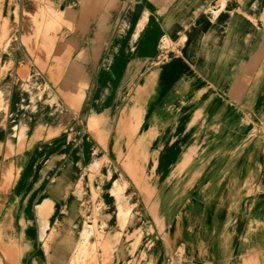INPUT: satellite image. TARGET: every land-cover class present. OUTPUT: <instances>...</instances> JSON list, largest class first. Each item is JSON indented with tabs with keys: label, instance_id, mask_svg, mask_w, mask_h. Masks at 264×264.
<instances>
[{
	"label": "rangeland",
	"instance_id": "374dc122",
	"mask_svg": "<svg viewBox=\"0 0 264 264\" xmlns=\"http://www.w3.org/2000/svg\"><path fill=\"white\" fill-rule=\"evenodd\" d=\"M190 5L203 6L199 0H95L86 8L84 0H0V191L9 185L4 190L0 237L1 242L6 241V229L17 238L21 264H48V259L56 264L69 253L67 260L86 216L97 222L99 233L108 230L107 221L98 217L107 213L102 194L107 166L118 165L130 179L124 166L132 153L136 179L166 171L168 163L155 150L160 134L145 136L140 129L123 126L122 116L134 106L148 117L162 100H177L172 91L186 94L179 81L191 77L207 88L209 110L212 100H218L221 118L228 111L246 112L250 124L244 141L250 145L233 165L230 177H221L233 180L236 190L241 187V195L232 203V197L226 201V192L222 193L215 204L218 215L225 212L229 218L230 230L221 237L228 242L223 245L228 254H221V260L216 254L211 256L214 260L197 261L196 249L204 233L199 231L193 247L183 252V262L264 264V108L227 107L242 99L244 84L249 82L244 74L254 78L264 52L261 4L254 14L251 8L245 13L238 10V0H213L193 20L188 14ZM211 9L218 15L206 16ZM144 11L151 20L131 43L132 31ZM237 19L241 23L235 27ZM126 21L131 28L124 35ZM83 22L89 25L86 35L79 30ZM60 48L63 68L55 83L50 72ZM131 66L132 85L121 88ZM74 94L81 95L78 108L68 102ZM183 110L185 107L180 112ZM99 115L113 119L106 147L96 137ZM40 147L44 152L39 154ZM261 164L263 176L253 187ZM252 169L257 170L255 178ZM136 179L134 185L138 186ZM253 188H257L254 197L249 194ZM78 199L82 218L73 226L68 217ZM45 202L51 203V211L43 207ZM134 226L139 227L137 222ZM144 228L129 235L126 231L120 237L125 248L122 259L112 256L108 264H131L133 253L135 260L147 264L150 251L156 255L152 264H164L161 244ZM48 236L55 238L53 248L41 251ZM63 239L69 245H63ZM2 252L0 248V264H5Z\"/></svg>",
	"mask_w": 264,
	"mask_h": 264
},
{
	"label": "crops",
	"instance_id": "0c3cea01",
	"mask_svg": "<svg viewBox=\"0 0 264 264\" xmlns=\"http://www.w3.org/2000/svg\"><path fill=\"white\" fill-rule=\"evenodd\" d=\"M238 1V10L243 13L250 10L252 0ZM262 1L260 36L261 43H264V0ZM240 23L241 19H237L235 27L239 26ZM244 79L249 82L244 84L242 99L228 104L227 107L263 109L264 52L259 58V66L254 78L251 79V75L245 72ZM179 86L186 91V94H183L181 90L172 91L177 100H162L151 114L149 112L148 117H143L134 106L122 116L121 125L131 126L135 129L132 113L136 111L141 117L139 127L141 133H145V136L160 134V141L155 150L156 154L163 157L162 159L168 163V167L166 166L167 169L162 174L148 178L138 175L136 179L137 173L134 168L133 154L128 153L124 169L127 176L130 177L129 179L121 167L113 165L112 167L118 169L128 180L132 189V194L122 199L121 209L133 214L136 209L141 211L143 225H140L137 219L136 222L139 227L134 226V228L141 227L143 230L145 226L148 232L150 231L156 236L161 244L165 259L164 264H187L183 262V252L193 247L196 241L195 233L199 231L204 233L199 247L196 249L197 261L203 263L204 260L210 258L214 260L211 256L216 254H219L221 260V254H228L227 248L223 246L228 242L221 237L227 234L230 225H228L227 214L223 212V215H218L219 210L216 209L215 204L220 202L222 193L226 192L223 198L226 201L232 197V203L236 195H241V187L236 190L233 180H222L221 177H230L233 173V165H236L237 160L249 148L250 144L246 145L244 139L248 134L250 122H246L245 111L238 112V114L234 111H228L226 117L221 118L220 104L216 99L212 100V108L209 110V101L205 99L207 88L200 83H195V77L181 79ZM170 94L172 93H169V96ZM180 102H186L187 105L182 106ZM183 107L185 110L180 112ZM260 113L261 111L258 114ZM181 117L185 119L181 120ZM175 134H180V136L175 137ZM114 151L121 155L118 148H114ZM114 161L117 162L116 159ZM133 177L138 186L134 185ZM105 183L106 178L102 191L103 197L105 195ZM61 193H59L60 197ZM52 204L54 206V203ZM67 204L69 211H71L72 205L70 207L69 201ZM105 205L107 207L106 215L104 217L98 215V217L108 222L111 220L108 218L109 207L106 202ZM64 206L60 207L64 208ZM81 207L82 204L79 199L74 201L72 214L70 212L68 217V222L73 226L80 223L82 218ZM79 211L80 214H78ZM90 219L86 216L85 222ZM85 222L81 224L82 229ZM82 229L79 230L77 238L74 239V248ZM119 230L123 235V230ZM125 233L126 230L124 235ZM108 234L107 230L101 235L106 236ZM204 234L209 238L204 239ZM64 244L69 245V241L65 240ZM153 245L156 246L154 243ZM120 247L123 248L122 245ZM154 256H156L155 253L150 251L147 264H152ZM131 264L143 263L139 259L135 260L133 253Z\"/></svg>",
	"mask_w": 264,
	"mask_h": 264
},
{
	"label": "bare ground",
	"instance_id": "6f19581e",
	"mask_svg": "<svg viewBox=\"0 0 264 264\" xmlns=\"http://www.w3.org/2000/svg\"><path fill=\"white\" fill-rule=\"evenodd\" d=\"M93 1L95 0H84L85 8L88 4L92 3ZM187 1H189L190 3L191 0H187ZM199 1L200 3L203 4V6L196 8V7H192L193 5H190L189 7L188 14L192 18V20L195 19V17L199 15L201 8L202 9L208 8L213 2V0H199ZM253 3H252L253 6L251 7L252 12L254 14H258V7L262 3V0H254ZM192 9L193 11L194 10L197 11L198 14H193ZM131 13H132L131 16L133 17L135 15L133 8H132ZM205 15L206 16L210 15L213 17L214 15H218V12L211 9ZM150 20H151V16L146 11H144L139 16L136 28L134 32L132 31V34H131L132 35L131 36L132 39L130 40L131 43H133L135 40L138 39L142 30L146 27V25L148 24ZM186 24L187 23H185V25ZM124 26H125V29L123 30L124 31L123 34L125 35L128 32V30L131 28L130 21H126ZM88 28H89V25H85V22H83L79 30L82 35H86ZM170 32L175 33V34L178 33V31H170ZM132 49H133V46L127 48L124 51V53H127V51L132 50ZM62 50L63 48H60L59 51L57 52L55 63L52 66V70L50 72L52 75V79L55 83H57L61 79L59 77V74H60V70L63 68V57L62 55H60L62 53ZM129 63L131 64V62ZM132 69H134V67L131 66L129 72L128 71L126 72L127 75H125L124 79L120 82L121 88L125 89L126 87H130L132 85L131 84L132 77L130 76L134 72V70L132 71ZM80 98H81L80 94L79 95L74 94V95L69 96L70 105L73 108H78V104L81 101ZM124 98L125 97L122 96L121 99L123 100ZM99 116L101 117V119L100 120L98 119L99 125L96 131V137H97V140H99V142L104 147H106L108 145L109 136H110L111 129H112L113 119L110 120V118H112L110 117V115L106 117L105 116L103 117L101 115ZM102 117L106 120L105 123H103L104 120H102ZM132 119H134V122H135V129L138 130L141 125L140 114L134 111L132 113ZM21 132L23 136L26 135L25 128H23ZM51 144H53V142H51L50 145ZM85 144L86 142H84V147H85ZM51 147H54V146H51ZM42 150H43L42 147L38 149L39 154ZM263 152H264V147L262 149V154ZM261 160H262V157H261ZM261 169L262 171H261L260 177L251 186L256 187L260 183V180L263 176L262 164H261ZM105 171H106V183L104 186V194H105L104 199H105L107 206L109 207L108 218L111 219L107 222L109 234L106 236L101 235L97 230V222L94 221L93 219L88 220L87 222H85V225L83 226V229L80 232L79 238L76 242V247L74 248L72 254L67 258V260H66V257L68 256L69 253H67L66 255H63L61 260L57 262L56 264H108L109 260L113 258L112 256H114V259L115 257L122 259L125 248L120 247L123 240L116 239L122 236L119 229L123 230V235H124L125 230L127 231V234L129 235L135 230L134 223L136 222V220L138 219L139 223L142 222V219L140 218L141 211L139 209H136V212L134 214L132 212L123 211L121 209L122 199L126 198L125 196L126 193L132 194L131 185L128 182V180L120 173L118 169L110 165L106 167ZM250 174L253 178H255L257 174V170L252 169L250 171ZM8 186L9 185H5L4 188L2 187V191H0V215H2V212H3L4 190H8ZM256 192H257V188L255 189L253 188V190H251L249 194L251 195L253 194V197H254ZM255 201H258V204L260 202L259 200L252 199L253 203ZM67 205L63 211L66 210ZM50 206H51L50 202H45L43 204V207L47 209V211H51ZM140 229L142 228L140 227ZM5 238H6V241L1 242L3 238L0 237V242L2 244L0 245V248H1V251H3L2 254H3V260L5 261V264H21L22 251L17 247V238L12 236L11 234H7L6 229H5ZM54 239L55 238L53 236H48L47 237L48 244L43 245L41 248V251H45V249L51 250L55 243ZM127 246L128 245L126 244V247ZM109 247L111 248V252H110ZM94 254L95 255L97 254L96 258H93L91 256ZM47 261H48V264H52V262H50L49 259Z\"/></svg>",
	"mask_w": 264,
	"mask_h": 264
}]
</instances>
